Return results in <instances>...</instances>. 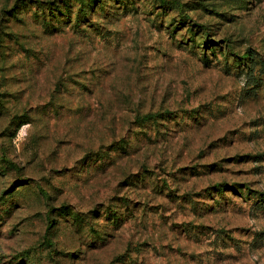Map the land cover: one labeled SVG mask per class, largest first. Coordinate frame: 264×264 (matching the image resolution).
Masks as SVG:
<instances>
[{
    "label": "rangeland",
    "instance_id": "1",
    "mask_svg": "<svg viewBox=\"0 0 264 264\" xmlns=\"http://www.w3.org/2000/svg\"><path fill=\"white\" fill-rule=\"evenodd\" d=\"M33 1L0 0V264H264V0L52 35Z\"/></svg>",
    "mask_w": 264,
    "mask_h": 264
},
{
    "label": "trees",
    "instance_id": "2",
    "mask_svg": "<svg viewBox=\"0 0 264 264\" xmlns=\"http://www.w3.org/2000/svg\"><path fill=\"white\" fill-rule=\"evenodd\" d=\"M18 1V0H17ZM163 2V0H160ZM35 9H38L40 11L39 14V21L38 23L41 24L44 32L48 35H52L55 33H58L64 29H66V26H68V23L71 24V28L73 30L80 29L83 24H85V21L88 19H91L90 17V11L96 12V9H98L100 4H98L97 0H47V1H41V0H34ZM27 4L26 0H19L18 5L15 4L13 10L8 9L5 10L9 15L13 17H17L14 13H20L22 9H24V6ZM80 5L79 9L76 10V14H74L73 17H75V21L72 19V8L73 6ZM102 7V6H101ZM101 9V8H100ZM11 10V11H9ZM17 13V14H18ZM93 14L91 16H93ZM89 21V20H88ZM73 22V24H72ZM90 22V21H89ZM151 119L152 121H157V118L159 115L156 116H144L140 117L137 121L142 122L145 119ZM167 117L169 119V116H164V118ZM117 150L121 149V147H116ZM104 157V156H103ZM101 157L100 159H103ZM143 178L140 179V182L145 183L146 180L149 179L146 174L142 176ZM138 182V181H137ZM136 182V183H137ZM169 186H166V190L168 193H170ZM219 191H222L220 188ZM262 203H264V196L260 198ZM196 202L192 201V205H194ZM53 210V209H52ZM62 211L69 214V210L67 208H63ZM72 215V213L70 214ZM113 218V222L117 223L120 221V214L117 215L116 213L110 214ZM74 220H78V223H81L80 216L77 213ZM112 222V223H113ZM55 225L54 220L48 221V229L53 227ZM88 231H92L95 233V230L92 228V226H88Z\"/></svg>",
    "mask_w": 264,
    "mask_h": 264
}]
</instances>
